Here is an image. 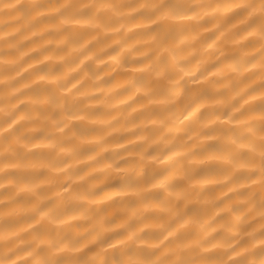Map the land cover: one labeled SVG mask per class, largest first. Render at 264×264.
Here are the masks:
<instances>
[{"label":"clouds","instance_id":"clouds-1","mask_svg":"<svg viewBox=\"0 0 264 264\" xmlns=\"http://www.w3.org/2000/svg\"><path fill=\"white\" fill-rule=\"evenodd\" d=\"M0 264H264V0H0Z\"/></svg>","mask_w":264,"mask_h":264}]
</instances>
